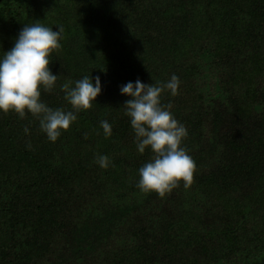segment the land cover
<instances>
[{
    "label": "trees",
    "instance_id": "1",
    "mask_svg": "<svg viewBox=\"0 0 264 264\" xmlns=\"http://www.w3.org/2000/svg\"><path fill=\"white\" fill-rule=\"evenodd\" d=\"M37 21L64 29L42 102L73 111L61 86L84 76L102 90L55 142L0 111V264H264V0H2L0 61ZM173 74L161 103L197 169L161 197L137 186L153 153L120 89Z\"/></svg>",
    "mask_w": 264,
    "mask_h": 264
},
{
    "label": "clouds",
    "instance_id": "2",
    "mask_svg": "<svg viewBox=\"0 0 264 264\" xmlns=\"http://www.w3.org/2000/svg\"><path fill=\"white\" fill-rule=\"evenodd\" d=\"M59 31L36 23L25 25L15 41L14 47L0 61V111L15 112L21 119L26 113L39 119L41 131L55 142L62 131L69 130L77 120V113L88 110L101 94V81L97 76H84L75 82L61 86L66 100L73 111L52 109L41 100V89L51 92L58 76L50 71V56L61 47L64 29ZM180 86L179 78L173 74L161 84L146 85L139 79L121 86V94L132 97L125 102V115L130 118L135 133L138 151L143 154L151 149L152 160L139 169L138 187L142 192H155L163 197L180 186L192 185L197 165L188 154L182 142L187 137V129L173 115L172 104L162 105L161 97L165 90L175 96ZM106 137L111 136L112 127L101 121ZM27 134L29 129L25 127ZM28 148L32 146L29 143ZM96 162L107 168L110 160L98 155Z\"/></svg>",
    "mask_w": 264,
    "mask_h": 264
},
{
    "label": "water",
    "instance_id": "3",
    "mask_svg": "<svg viewBox=\"0 0 264 264\" xmlns=\"http://www.w3.org/2000/svg\"><path fill=\"white\" fill-rule=\"evenodd\" d=\"M2 0H0V3H1Z\"/></svg>",
    "mask_w": 264,
    "mask_h": 264
}]
</instances>
